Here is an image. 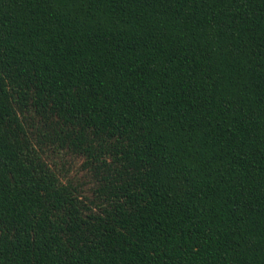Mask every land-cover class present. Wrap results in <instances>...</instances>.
Returning a JSON list of instances; mask_svg holds the SVG:
<instances>
[{"label": "trees", "instance_id": "obj_1", "mask_svg": "<svg viewBox=\"0 0 264 264\" xmlns=\"http://www.w3.org/2000/svg\"><path fill=\"white\" fill-rule=\"evenodd\" d=\"M0 264H264V0H0Z\"/></svg>", "mask_w": 264, "mask_h": 264}, {"label": "rangeland", "instance_id": "obj_2", "mask_svg": "<svg viewBox=\"0 0 264 264\" xmlns=\"http://www.w3.org/2000/svg\"><path fill=\"white\" fill-rule=\"evenodd\" d=\"M79 165L77 164L76 167L71 171V177H73L74 179H81L82 174L79 173Z\"/></svg>", "mask_w": 264, "mask_h": 264}]
</instances>
